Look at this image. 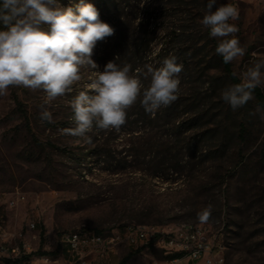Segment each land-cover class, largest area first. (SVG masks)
<instances>
[{"label":"rangeland","instance_id":"rangeland-1","mask_svg":"<svg viewBox=\"0 0 264 264\" xmlns=\"http://www.w3.org/2000/svg\"><path fill=\"white\" fill-rule=\"evenodd\" d=\"M110 1L84 0L96 5L99 19L114 29L112 42L118 37L146 42L137 62L142 72L148 65L159 67L154 52L168 30L196 31V53L185 56L191 62L190 75L183 79L179 75L177 95L191 100L194 89H206L209 113L203 125L184 126L177 133H171L174 129L162 119L133 121L132 115L119 132L94 128L87 133L91 141L85 142L61 130L75 127L71 101L80 91L92 94L87 87L92 70L82 69V79L71 92L45 105L52 123L40 119L43 91L9 87L0 95V245L24 250L32 264H76L67 252L55 263H43L40 252L54 255L50 252L59 247L60 233L78 227L122 234L135 224L159 230L198 224L197 213L210 204L212 215L204 225L223 246L222 264H264V165L259 152L264 118L255 111L254 97L235 111L222 99V90L231 84L216 63L208 62L211 41L218 44L219 38H212L200 23L207 0H127L108 18ZM79 2L58 0L74 10ZM223 4L239 11L230 21L246 49L230 63L239 77L264 61V0H217V6ZM102 42L105 39L97 42L92 57L100 71ZM206 80L214 83L210 86ZM259 88L264 93V86ZM191 115L180 113L178 119ZM207 129L212 135L202 139L200 133ZM175 138L184 147L165 151ZM129 251L132 255L122 261ZM162 259L161 250L151 243L122 241L91 264H148Z\"/></svg>","mask_w":264,"mask_h":264},{"label":"clouds","instance_id":"clouds-1","mask_svg":"<svg viewBox=\"0 0 264 264\" xmlns=\"http://www.w3.org/2000/svg\"><path fill=\"white\" fill-rule=\"evenodd\" d=\"M238 16V8L232 4L217 6V0H207L200 21L212 38H219L215 52L225 64L246 52L234 35L238 27L230 23ZM113 34L114 29L99 19L97 8L84 0L75 10L63 7L58 0H0V95L13 86L43 91L40 119L52 123V113L45 105L51 106L52 101L71 92L82 79V69L92 70L93 79L87 85L92 94L80 91L71 101L75 127L61 130L85 142L91 141L87 133L94 128L119 132L126 123L127 110L138 100L152 115L174 102L183 70L175 56L165 58L158 68L148 65L146 71L136 69V74L131 65L120 66L113 61L99 70L92 59L94 48ZM262 69L264 61L255 63L239 74L238 83L222 90V99L234 111L253 99L256 88L264 86ZM149 77L145 87L143 81ZM255 111L264 118L259 105ZM211 215L209 204L197 213V219L208 223Z\"/></svg>","mask_w":264,"mask_h":264},{"label":"trees","instance_id":"trees-1","mask_svg":"<svg viewBox=\"0 0 264 264\" xmlns=\"http://www.w3.org/2000/svg\"><path fill=\"white\" fill-rule=\"evenodd\" d=\"M126 2L127 0H111L110 2H106L107 12H105L108 15V18L111 17L112 13L116 11V8L119 7L123 2ZM96 7V5H94ZM99 12V11H98ZM101 13L99 12V16ZM110 16V17H109ZM210 30H208L209 34ZM195 30L189 31L187 28H178L174 27L168 30L165 33V40L159 43V47L157 51L154 52L155 59H157V64L160 67L162 65V62L165 58L169 56H175L177 58V63L183 65V70L179 74L182 79L185 77H188L190 75V67L191 62L187 60L186 55L188 53H196V43L197 38L195 37ZM118 39V40H117ZM115 42L111 41V36L105 38V42H102V62H100L102 65H106L108 62H103L104 60H109L116 62L118 65H125L129 64L132 66L133 70L137 69V62L139 59V54L142 52L145 47L144 40H140L139 42H133V41H123L120 37H118ZM217 43L212 40L211 41V49L213 54L208 59L209 63H216L218 67L221 68L224 77L229 81V83L232 85L234 83H238L239 79L235 75H233L231 65L225 64L223 62V58L216 54ZM191 51V52H190ZM118 58V59H117ZM190 58V57H189ZM98 61V60H97ZM213 61V62H211ZM213 67V66H212ZM181 81V80H180ZM206 80V83L208 85H212L214 83V80ZM150 80H144L143 83L145 87L149 84ZM253 97L255 100V103L260 106L261 110L264 111V93L261 91V89L258 87L255 89L253 93ZM208 97H207V91L206 89L203 91H197L194 89V91L191 94V100L189 98H182L181 96L177 95V99L172 102L167 107H162L159 109L155 115H152L150 113L145 112L144 108L141 106L139 100L135 105H133L130 109L127 110V116L132 117L134 115V120H155V119H162L164 121L165 125H169L170 128L174 129V132L171 133H177L179 130H181L184 126L186 129L196 128L198 126L203 125L202 121H204L205 117L209 113V107L206 104ZM190 101V102H189ZM199 101V102H198ZM203 101V102H200ZM197 102V103H196ZM183 105V106H182ZM182 107V108H181ZM180 113H192L190 118H187L185 121H179ZM220 126V123L217 125ZM211 130H203L200 133V136L202 139H205V137H211L212 132ZM208 135V136H207ZM200 138V139H201ZM176 138L174 139V145L169 146V149H165V151H170L173 148L176 152L180 151V148L182 149L184 147V144L182 141L180 142V139H178L177 142ZM190 144L188 143V147ZM260 161L264 165V136L263 140L260 146ZM96 231H100L97 229H94ZM149 244V243H148ZM58 251V246L50 253H56ZM40 254H47L45 251H41ZM132 255V252L129 251L125 256L122 258V261L128 259ZM180 256L178 253L176 254H168L164 255L165 259H172L175 257ZM28 257V254L25 256ZM0 262L3 264H14L12 261L6 260V259H0Z\"/></svg>","mask_w":264,"mask_h":264},{"label":"built area","instance_id":"built-area-1","mask_svg":"<svg viewBox=\"0 0 264 264\" xmlns=\"http://www.w3.org/2000/svg\"><path fill=\"white\" fill-rule=\"evenodd\" d=\"M13 203L14 200H11L10 204ZM122 241L131 245L151 243L157 246L163 255L178 253L191 260H202L204 264H222L224 261L221 253L222 244L204 224L200 223H183L176 227L167 226L162 230L154 225L135 224L126 226L122 234L78 227L62 231L59 235L58 251L54 255L41 254L39 260L43 263H55L67 252L66 256L70 261L76 264H91L96 256H104L108 250ZM26 255L24 250L17 246L0 245V259L12 261L14 264H32V260L25 257ZM180 256L172 258L171 264Z\"/></svg>","mask_w":264,"mask_h":264},{"label":"crops","instance_id":"crops-1","mask_svg":"<svg viewBox=\"0 0 264 264\" xmlns=\"http://www.w3.org/2000/svg\"><path fill=\"white\" fill-rule=\"evenodd\" d=\"M158 264H171V259H162L158 261ZM174 264H203L202 260H191L186 256H180V258Z\"/></svg>","mask_w":264,"mask_h":264}]
</instances>
